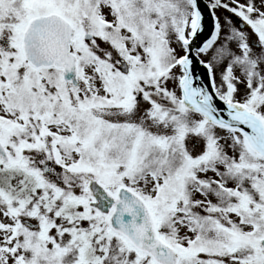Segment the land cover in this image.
Instances as JSON below:
<instances>
[{
    "label": "snow or ice",
    "instance_id": "obj_1",
    "mask_svg": "<svg viewBox=\"0 0 264 264\" xmlns=\"http://www.w3.org/2000/svg\"><path fill=\"white\" fill-rule=\"evenodd\" d=\"M0 264H264V0H0Z\"/></svg>",
    "mask_w": 264,
    "mask_h": 264
}]
</instances>
